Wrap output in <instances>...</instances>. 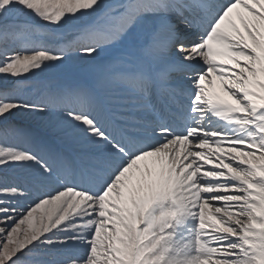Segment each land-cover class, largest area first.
<instances>
[{
  "label": "snow or ice",
  "instance_id": "obj_1",
  "mask_svg": "<svg viewBox=\"0 0 264 264\" xmlns=\"http://www.w3.org/2000/svg\"><path fill=\"white\" fill-rule=\"evenodd\" d=\"M0 264H264V0H0Z\"/></svg>",
  "mask_w": 264,
  "mask_h": 264
}]
</instances>
